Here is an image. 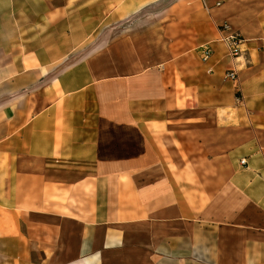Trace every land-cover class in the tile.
Here are the masks:
<instances>
[{"label":"crops","instance_id":"0c3cea01","mask_svg":"<svg viewBox=\"0 0 264 264\" xmlns=\"http://www.w3.org/2000/svg\"><path fill=\"white\" fill-rule=\"evenodd\" d=\"M6 261L264 264V0H0Z\"/></svg>","mask_w":264,"mask_h":264},{"label":"built area","instance_id":"2783aa9c","mask_svg":"<svg viewBox=\"0 0 264 264\" xmlns=\"http://www.w3.org/2000/svg\"><path fill=\"white\" fill-rule=\"evenodd\" d=\"M220 28L222 30H228L229 26L223 25ZM224 42L227 46V49L229 51V55L231 56V58L237 59L241 54V50L239 48L241 41H240L239 37H237L236 35H230L224 40ZM199 51H200L201 59L203 62H207L213 55V50L209 46L201 47L199 49ZM225 78L227 80L237 81V75H236L235 71L227 72L225 75ZM243 164H244V162H243Z\"/></svg>","mask_w":264,"mask_h":264},{"label":"rangeland","instance_id":"374dc122","mask_svg":"<svg viewBox=\"0 0 264 264\" xmlns=\"http://www.w3.org/2000/svg\"><path fill=\"white\" fill-rule=\"evenodd\" d=\"M0 264H12V263H9L8 261H6V263H0Z\"/></svg>","mask_w":264,"mask_h":264}]
</instances>
